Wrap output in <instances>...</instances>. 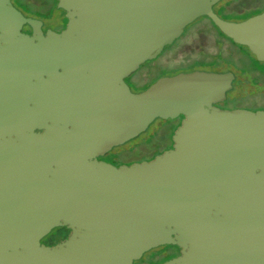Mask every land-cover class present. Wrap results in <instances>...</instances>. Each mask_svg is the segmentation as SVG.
Listing matches in <instances>:
<instances>
[{
	"label": "water",
	"instance_id": "1",
	"mask_svg": "<svg viewBox=\"0 0 264 264\" xmlns=\"http://www.w3.org/2000/svg\"><path fill=\"white\" fill-rule=\"evenodd\" d=\"M219 1L58 0L67 26L44 34L0 0V264H133L162 245L181 248L162 264H264V109L217 106L232 70L163 76L140 92L126 81L201 16L264 61V10L227 20ZM30 92L52 122L43 133L23 124ZM181 115L154 159H98ZM62 226L68 238L42 241Z\"/></svg>",
	"mask_w": 264,
	"mask_h": 264
},
{
	"label": "rangeland",
	"instance_id": "2",
	"mask_svg": "<svg viewBox=\"0 0 264 264\" xmlns=\"http://www.w3.org/2000/svg\"><path fill=\"white\" fill-rule=\"evenodd\" d=\"M28 2L33 12L52 11L57 4L55 0H28ZM38 5H46L47 8L43 10V7ZM214 10L224 19L241 21L262 12L264 0H221L214 5ZM49 22L54 23L53 18ZM198 69L235 72L237 75L235 87L228 92L229 100L225 103V107L264 109V61L258 60L249 47L235 43L226 36L208 16H201L187 25L181 37L172 44L166 45L155 59L142 63L126 79L134 92H140L163 76ZM158 123L159 119L151 126V130H154L153 127L158 126ZM171 134L172 132L160 130L156 132L155 140L151 144L129 141L121 146L120 159L126 162H138L158 151L170 149L173 144ZM167 249L176 251L174 246L162 245L151 249L146 259L149 261Z\"/></svg>",
	"mask_w": 264,
	"mask_h": 264
},
{
	"label": "flooded vegetation",
	"instance_id": "3",
	"mask_svg": "<svg viewBox=\"0 0 264 264\" xmlns=\"http://www.w3.org/2000/svg\"><path fill=\"white\" fill-rule=\"evenodd\" d=\"M12 2L17 8H19L22 11V13L25 16H31V17H34V18L41 20L42 21L41 28H42L44 34H47L49 29L56 31V32H62L67 26L68 18L66 17V12L62 8H58V2L55 6V10L57 9V11L59 13L55 10L44 11V12L43 11L33 12L32 10H30L31 4L28 2V0H12ZM38 6L41 8L43 7L42 8L43 10H44V8H47L46 5H44V6L38 5ZM62 11H63V13H62ZM52 18H53L54 23L49 22V20ZM21 30H22V32L30 34V35H33V33H34V29L29 24L23 25ZM26 77L32 82V84H34L38 81V78L35 75H26ZM236 79H237V75H236ZM236 79H235V81H236ZM126 81H127V79H126ZM235 81H234V87H235ZM30 93L32 94V96H29L27 98V101H26L27 107H26V112L24 113V117L26 118V121L23 122V124H24V127L28 128V129H33L37 133H43L45 131L46 126L51 125L52 122L47 119V116L44 114V112L42 110L40 96L37 94H34V92H30ZM227 100H229V95L227 96V99L224 102L217 104V106L227 109L228 107H225V103L227 102ZM229 109H231V108H229ZM183 118H184V116L181 115L175 119H169V120L159 119L158 126L155 125L153 127L154 130H151V128H152L151 126L156 121L144 133H142L139 136L131 139L130 142L135 140V141H138V143L144 142V143L151 144L155 140L156 132L162 130V132L163 131L164 132L165 131L172 132L171 141L174 144V141H173L174 132L182 124ZM163 126H165V127L160 129V127H163ZM126 143H124V144H126ZM138 143H136V144H138ZM124 144L113 147L105 155L99 156L98 159L105 160V161L110 162L116 166H120L122 164L134 163V162L122 161L120 159V153L122 152L121 146H123ZM173 144H172V147H173ZM151 159H152V157H149V158L144 159V160H151ZM141 161H143V160H141ZM70 233H71L70 229H68L65 226L57 227V228H54L46 236H44L42 241L47 245L53 246V245H56L59 242L65 240L66 238H68ZM170 246H174L176 251H174L173 249H172L173 251H170V249L164 250V252H160L158 255L154 256L153 259L148 261L146 259V257H147V254L151 251V250H149V251L145 252L141 258L134 260L133 264H162L166 260H169V259L181 254V248L179 246H177V245H170Z\"/></svg>",
	"mask_w": 264,
	"mask_h": 264
},
{
	"label": "trees",
	"instance_id": "4",
	"mask_svg": "<svg viewBox=\"0 0 264 264\" xmlns=\"http://www.w3.org/2000/svg\"><path fill=\"white\" fill-rule=\"evenodd\" d=\"M56 1V3L58 2V0H55ZM253 54V53H252ZM254 55V54H253ZM255 56V55H254ZM218 63H216V65H217ZM212 65H215V64H212ZM257 69H259V68H257ZM226 71H228V70H226ZM172 147V146H171ZM165 150H161V151H158L156 154H154V155H152L151 157H152V159H154L156 156H157V154H160V153H162V152H164Z\"/></svg>",
	"mask_w": 264,
	"mask_h": 264
}]
</instances>
